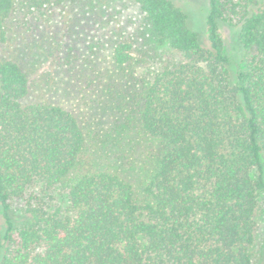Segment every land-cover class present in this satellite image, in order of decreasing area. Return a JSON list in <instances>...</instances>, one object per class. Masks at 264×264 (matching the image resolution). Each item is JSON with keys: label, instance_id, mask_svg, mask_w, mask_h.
Wrapping results in <instances>:
<instances>
[{"label": "trees", "instance_id": "obj_1", "mask_svg": "<svg viewBox=\"0 0 264 264\" xmlns=\"http://www.w3.org/2000/svg\"><path fill=\"white\" fill-rule=\"evenodd\" d=\"M132 1L179 57L142 76L127 118L160 146L139 193L92 166L101 138L61 106L31 102L28 76L0 54V264H264V0H209L206 44L173 0ZM14 5L0 0V49ZM111 55L137 64L127 41ZM35 185L65 206L14 216L10 202Z\"/></svg>", "mask_w": 264, "mask_h": 264}, {"label": "rangeland", "instance_id": "obj_2", "mask_svg": "<svg viewBox=\"0 0 264 264\" xmlns=\"http://www.w3.org/2000/svg\"><path fill=\"white\" fill-rule=\"evenodd\" d=\"M206 44L209 0H173ZM224 52L231 56L230 30L221 25ZM131 43L137 64L119 68L112 62L115 41ZM0 54L14 60L29 78V100L48 102L70 111L101 142L89 158L96 168H112L139 193L160 146L157 140L128 126L140 79L179 57L153 39L148 22L132 0H15L7 23V42ZM237 55V53H235ZM233 71L234 67L231 68ZM126 98V101L123 98ZM28 203L63 208L64 194L41 185L10 202L14 216ZM257 225L256 250L262 235ZM4 223L0 212V243Z\"/></svg>", "mask_w": 264, "mask_h": 264}]
</instances>
